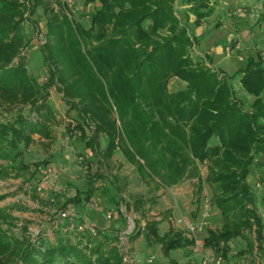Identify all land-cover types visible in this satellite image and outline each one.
Instances as JSON below:
<instances>
[{
  "label": "trees",
  "instance_id": "16d2710c",
  "mask_svg": "<svg viewBox=\"0 0 264 264\" xmlns=\"http://www.w3.org/2000/svg\"><path fill=\"white\" fill-rule=\"evenodd\" d=\"M82 1L91 6L88 14L81 13L89 17L84 22L57 15L47 0H0V105L13 111L30 107L28 116L18 113L0 122V160L10 163L7 168L0 165V181L13 171L31 170L18 162L22 145L29 147L35 136L53 141L57 118L49 98L51 87L57 86L82 120L73 129L89 139V147L105 164L122 153L150 192L197 179L199 201L204 189L200 166L206 164L205 182L223 227L209 230L205 247L226 258L230 244L243 237V255H264V220L249 183L253 169L264 168L258 161L264 157V59L249 57L239 71L242 88L255 99L247 111L234 94L231 77L194 60L191 49L200 39L178 16L179 5L201 25L212 15L215 0ZM41 6L47 15L46 26L39 27L45 39L41 50L49 73L43 84L21 56L28 46L25 16L28 11L35 15ZM173 79L184 88L172 92ZM102 137L106 148L99 152ZM93 189L91 181L85 201L91 200ZM5 199L0 194V203ZM82 201L78 194L64 211L78 208ZM145 203L142 196L122 202L128 212L141 215L130 238L143 234L148 246L162 245L165 255L193 247L194 240L175 229L162 236L156 220L141 226ZM11 209L0 207V264H125L120 235L87 237L68 231V219H58L53 237L41 231L33 241L11 233L19 219ZM23 232H29L28 225Z\"/></svg>",
  "mask_w": 264,
  "mask_h": 264
},
{
  "label": "rangeland",
  "instance_id": "374dc122",
  "mask_svg": "<svg viewBox=\"0 0 264 264\" xmlns=\"http://www.w3.org/2000/svg\"><path fill=\"white\" fill-rule=\"evenodd\" d=\"M47 2L57 15L65 13L69 18L81 19L83 22L89 19L87 15H82L88 14L91 6L88 7L82 0ZM211 5L212 15L205 18L201 25H197L196 17L187 8L177 7L182 23L188 27L192 36L200 39L191 49V55L197 62H205L231 77L236 98L247 111H251L255 99L242 88L239 71L244 68L249 57L264 59V0H215ZM25 17L28 19L23 28L28 46L21 56L26 59L30 74L43 84L49 77L41 50L45 44L44 34L39 30V27L44 28L47 24L45 8L39 7L35 15L28 11ZM184 86L178 79L170 83L172 92ZM49 104L57 118L52 127L53 141L35 136V142L29 147L22 145L23 157L18 162L26 164L31 170L13 171L12 176L0 181V194L6 196L0 207H12L11 212L19 218L11 233L18 237H30L33 241L41 231L52 236L53 225L56 228V223L60 222L58 219H62L58 214L65 212L64 206L69 200L81 194L83 201L78 208L70 206L66 210L71 213L68 231H74L71 224L77 227L85 222L87 226L96 227L98 233H106L110 237L120 235L124 255L128 252L130 256L136 257L137 264H149L151 257L154 258L152 264H172L173 260L180 264H202V257L196 255L189 245L165 255L162 245L148 246L143 234L134 240L130 238L136 228V222L132 224L131 220L140 219L141 215L128 212L122 202L129 204L144 197L147 215L141 219V226H146L147 220H156L160 223L162 236L175 229L188 239L192 236L189 226H195L198 227L197 236L204 244L209 230H220L223 227L221 213L213 203L212 189L205 182L207 165L200 166L204 189L199 201L197 179L186 180L177 187L152 193L122 153L117 152L107 164L102 162L89 147V139H84L78 130L73 129L77 124H82V120L78 112L63 100L57 86L50 89ZM18 113L28 116L30 107H18L13 111L0 105V122L10 120ZM86 130L87 135L91 136V131ZM99 142V152H103L106 138L102 137ZM37 164L41 166L39 169H36ZM0 165L7 168L10 163L0 160ZM50 168L52 174L49 177L46 172ZM17 173L20 174L18 178ZM263 178L264 168L255 167L249 183L258 199L257 206L264 220ZM91 181L94 183L92 197L90 201H85L84 193ZM26 225L29 232L24 235L23 228ZM80 237L78 239H84ZM246 249V239L242 237L234 240L227 257L223 256L225 264H264V255H243Z\"/></svg>",
  "mask_w": 264,
  "mask_h": 264
},
{
  "label": "built area",
  "instance_id": "2783aa9c",
  "mask_svg": "<svg viewBox=\"0 0 264 264\" xmlns=\"http://www.w3.org/2000/svg\"><path fill=\"white\" fill-rule=\"evenodd\" d=\"M46 174L49 177L51 176V174H52L51 168L47 170ZM40 190H41V188H39V191ZM70 216H71V213L68 211L62 212L60 214V217L62 218V220L69 219ZM110 218H111V215H109L108 219H110ZM70 226H71L72 230H76L80 234H88V235L93 236V237H96L98 235V232L96 231V227H94V226H87L84 223L77 226V227L75 224H71ZM143 227H145V226H143ZM189 227H190V231L192 234L191 238L195 242L193 245V252L196 255L202 257V264H225V259H224L222 254L214 253L212 250L206 248L205 244H202V242L199 240L197 233H196V229H198V227H195V226H189ZM129 254L130 253L127 252V254L125 255V258H124L125 264H137L136 257L130 256ZM153 259L154 258L151 257V259L149 260V264L153 263Z\"/></svg>",
  "mask_w": 264,
  "mask_h": 264
},
{
  "label": "water",
  "instance_id": "95a60500",
  "mask_svg": "<svg viewBox=\"0 0 264 264\" xmlns=\"http://www.w3.org/2000/svg\"><path fill=\"white\" fill-rule=\"evenodd\" d=\"M259 163L264 166V157H261L259 160ZM132 224H135V221L134 220H131Z\"/></svg>",
  "mask_w": 264,
  "mask_h": 264
}]
</instances>
